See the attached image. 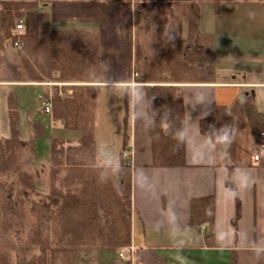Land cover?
Wrapping results in <instances>:
<instances>
[{
    "label": "crops",
    "instance_id": "0c3cea01",
    "mask_svg": "<svg viewBox=\"0 0 264 264\" xmlns=\"http://www.w3.org/2000/svg\"><path fill=\"white\" fill-rule=\"evenodd\" d=\"M37 1L47 4L50 27L98 31L100 74L91 85L96 88L99 165L118 164L124 153L119 133L128 97L125 159L132 168L133 214L131 259L125 263L230 264L236 252L237 264H264V163L253 161L264 132V0H194L201 31L214 38L215 74L204 82L179 84L186 164L178 167L153 165L146 89L126 78L133 45L122 7L113 0ZM52 85L60 87L59 92H72L71 83ZM2 86H33L47 92L46 84L30 81L18 49L10 44L0 64ZM103 103L118 124V161L106 162L111 142L101 136V117H107L101 113ZM248 105L258 113L253 121ZM207 118L215 123L213 137L200 127ZM58 121L68 127L65 120ZM206 196L214 197L215 218L212 227L204 223L208 228L202 233L192 226L191 201ZM238 204L240 216L234 223Z\"/></svg>",
    "mask_w": 264,
    "mask_h": 264
},
{
    "label": "trees",
    "instance_id": "16d2710c",
    "mask_svg": "<svg viewBox=\"0 0 264 264\" xmlns=\"http://www.w3.org/2000/svg\"><path fill=\"white\" fill-rule=\"evenodd\" d=\"M113 1L122 7L129 22L133 45L127 82L133 81L136 73L138 83H162L145 86L153 165L183 166L185 121L179 84L214 77V38L201 31L199 5L194 0ZM20 17L24 19L25 34L18 52L31 82H50L56 79V72L60 81L98 82V31L48 26L47 4L37 0H0V64L8 44L16 40L13 31ZM54 88L52 118L65 120L81 136L76 142L52 138L49 193L46 200H33L29 208L35 215L27 233L30 246L14 253L16 257L12 259L10 252L2 251L4 245L0 241V264H77L68 258L78 248L117 251L132 243V168L122 153L118 164L97 163L95 86H75L72 94L63 95L57 86ZM44 95L47 97V92ZM8 101L11 135L0 140V174L11 176L12 180L4 184L3 192L0 187V222L13 212V223L15 214L26 215L19 206L25 201L23 197L36 190V182L33 174L22 167L21 154L29 140L20 136L14 91L9 93ZM125 102L124 150L130 137L127 96ZM248 114L252 121L258 115L251 105ZM200 124L204 134L215 135L212 119H203ZM35 125L39 127L36 136L42 135L44 123L37 121ZM15 185L20 187L18 200L13 199ZM3 203L7 206L3 207ZM239 216L238 204L234 223ZM214 218L213 196L191 201L193 227L200 228L206 222L212 227ZM230 264H237L236 252Z\"/></svg>",
    "mask_w": 264,
    "mask_h": 264
},
{
    "label": "rangeland",
    "instance_id": "374dc122",
    "mask_svg": "<svg viewBox=\"0 0 264 264\" xmlns=\"http://www.w3.org/2000/svg\"><path fill=\"white\" fill-rule=\"evenodd\" d=\"M20 18H17L16 22ZM133 35L135 39V31L133 32ZM55 77L56 79L50 82H40V84H46L48 96H51L55 92L54 87H56L57 85L52 84L71 83L73 85H70L68 88L72 90V94L75 86H92L91 84L95 83L74 80L60 81L57 79V72L55 73ZM136 77L137 74L134 73L133 81L135 83H138L135 81ZM140 84L145 87L146 85L152 86L159 85L162 83L150 82ZM11 91L15 92L17 110L19 113L20 136L24 140H29L28 145L25 147L23 153L21 154L22 167L23 169L33 174L36 182V190L34 192H31L30 194L28 193L25 197H23L25 201L19 206V208H21L20 210L26 212V215L23 216L17 213L12 218L13 223H10V218L13 216V212H10V214L7 217H3L0 222V241L4 245L2 251L10 252L9 256L14 259L16 257L14 253H21L22 249L26 248L28 245L30 246V240L27 233L31 229V221L35 220V215H32L29 209L31 207V203L33 202V200H46L49 193L52 138L55 137L62 141L72 140L73 142H76L80 137L81 133L78 130L73 129L75 130L73 131L71 128L65 127L61 121L54 120L51 114H45L41 110V108H43L44 99L48 97L44 95V88H38L33 86H2L0 87V140H4L10 137L11 135L8 101L9 93ZM109 109L110 106L107 103L106 105L103 103L101 107V113L105 112L107 117L106 119L101 117V136L102 138H108V141L111 142V145L108 148L110 157L108 156V158H106V162H113L118 161V158H120L119 149L117 148L118 142L115 138L116 132L114 130V128L118 126V124L116 125L114 118L109 117ZM122 114L123 110L119 114L120 117L122 116ZM37 121H41L44 123V132L42 135L38 136H36V132L39 127L35 125V122ZM119 134L121 137L123 136L122 131ZM114 154L115 156L112 157ZM124 154H127L125 150L123 155ZM125 155L124 157H128V155ZM102 159L103 158H99L98 160L101 161ZM11 180V176L0 174V187L2 186V192L4 191V187L6 186L4 184L9 183ZM19 188V185L14 186L13 199L18 200V198H21V195H19L18 193ZM2 206L6 207L7 205L3 203ZM129 250V247H125L117 251H109L100 247L91 249L78 248L76 251L69 255L68 259L71 262L77 264H127L125 263V260H123V258L120 256V253L122 252L125 253L127 256H130ZM127 261L130 262V259Z\"/></svg>",
    "mask_w": 264,
    "mask_h": 264
},
{
    "label": "built area",
    "instance_id": "2783aa9c",
    "mask_svg": "<svg viewBox=\"0 0 264 264\" xmlns=\"http://www.w3.org/2000/svg\"><path fill=\"white\" fill-rule=\"evenodd\" d=\"M13 33L16 35V40H14L12 43H10L11 47H13L15 49L22 48L23 45H24L23 40H22V36L25 34V23H24V19L23 18H20V19L17 20ZM57 84L62 85L63 83H57ZM70 93L71 92H66V94H70ZM59 94L63 95L65 93L59 92ZM43 111L45 113H47V114L52 112V99H51V96H48L46 99H44V101H43ZM253 161H254V163L256 165H258L260 163H264V132L262 133L261 143L259 144V146L257 148V151L255 152V154L253 156ZM207 228H208V225L204 224V225H202L200 227V230H201L202 233H205ZM120 256L126 261L131 259L130 256H127L125 253H122V252L120 253Z\"/></svg>",
    "mask_w": 264,
    "mask_h": 264
},
{
    "label": "clouds",
    "instance_id": "9594fccd",
    "mask_svg": "<svg viewBox=\"0 0 264 264\" xmlns=\"http://www.w3.org/2000/svg\"><path fill=\"white\" fill-rule=\"evenodd\" d=\"M228 137L225 136L224 137V140L227 141ZM241 183V186L244 188V187H247V183L246 182H240ZM237 195V193L233 192V196L235 197Z\"/></svg>",
    "mask_w": 264,
    "mask_h": 264
}]
</instances>
